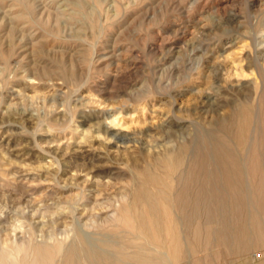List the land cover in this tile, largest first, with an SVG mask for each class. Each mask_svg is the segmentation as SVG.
<instances>
[{"label":"rangeland","instance_id":"rangeland-1","mask_svg":"<svg viewBox=\"0 0 264 264\" xmlns=\"http://www.w3.org/2000/svg\"><path fill=\"white\" fill-rule=\"evenodd\" d=\"M263 43L264 0H0V264H65L89 245L100 264H141L172 254L177 232L167 264H264L263 235L207 244L191 207L163 205L167 185L190 184L174 179L180 148L198 157L247 106L264 215ZM138 191L162 197L156 238Z\"/></svg>","mask_w":264,"mask_h":264},{"label":"bare ground","instance_id":"bare-ground-1","mask_svg":"<svg viewBox=\"0 0 264 264\" xmlns=\"http://www.w3.org/2000/svg\"><path fill=\"white\" fill-rule=\"evenodd\" d=\"M259 49L264 51V43ZM261 66L262 64L258 67V76L264 82V72L261 70ZM243 116L245 118L241 121ZM251 119L252 122L255 120L252 110L247 106H242L239 113L236 112L231 116L226 130L218 131L221 134L214 132L204 134L198 157H195V144L180 148L179 153L183 157L182 161L186 160V163H178L180 168L179 171L176 169L178 174L174 179L179 182L188 180L190 184L189 186L183 185L181 188H174L175 186L171 184L167 185L173 200L171 198L165 199L163 205L169 208L170 202L175 201V204L178 202V205L183 208L185 206L191 207V217H189L191 220H194L196 216L203 218L207 244L210 240L217 238L223 245L231 249L234 242H238L239 245L242 243L245 247H251L254 241H257L256 239H261L262 235L264 241V215L257 206V201L253 197V189L249 184L251 174L248 164L251 163L249 161L254 160L246 157L250 149L249 140L252 135L250 138H244V133L248 129L247 124ZM175 122L179 123L176 120ZM168 123H171V120ZM235 126H237L236 131H234ZM232 131L238 136L240 148L234 144L229 135ZM249 131L252 133L253 128H249ZM258 161H261V159L251 164L261 166L262 162ZM191 187H193V193L188 196L189 192L187 190ZM262 189L264 192L263 186ZM152 196L139 191L136 193L135 199L140 201L143 207V213L139 216L137 222L141 228L150 229L153 237L156 238L153 227L161 221V218L154 214V211L157 205L160 204L158 198L161 196L158 195V198ZM175 221L181 223L178 218ZM176 222L175 226L177 225ZM161 229L159 227L158 230ZM166 238L168 239V237ZM174 240L177 244L173 250L171 249L172 254L166 252V248L163 250L161 246L160 249H157L160 255L158 260L147 259L141 264H167V259H179L182 253L180 245L182 236L180 232L175 233ZM103 254L97 252L91 245L87 248L74 246L68 251L65 264H100L99 260L105 258Z\"/></svg>","mask_w":264,"mask_h":264}]
</instances>
